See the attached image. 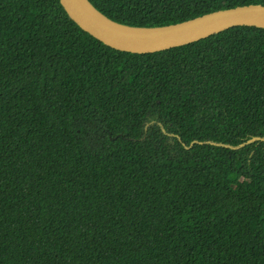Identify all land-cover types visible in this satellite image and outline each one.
I'll use <instances>...</instances> for the list:
<instances>
[{"label":"trees","instance_id":"trees-1","mask_svg":"<svg viewBox=\"0 0 264 264\" xmlns=\"http://www.w3.org/2000/svg\"><path fill=\"white\" fill-rule=\"evenodd\" d=\"M90 1L134 26L264 4ZM252 137H264L263 27L134 53L60 0H0V264H264Z\"/></svg>","mask_w":264,"mask_h":264},{"label":"water","instance_id":"water-1","mask_svg":"<svg viewBox=\"0 0 264 264\" xmlns=\"http://www.w3.org/2000/svg\"><path fill=\"white\" fill-rule=\"evenodd\" d=\"M60 3L68 16L84 31L112 48L134 53L156 52L181 46L233 26L264 28V4L261 3L217 9L159 26H134L118 22L98 10L90 0H60ZM260 138L252 137L247 142ZM193 143L194 141L190 145ZM243 144L222 145L237 148Z\"/></svg>","mask_w":264,"mask_h":264}]
</instances>
